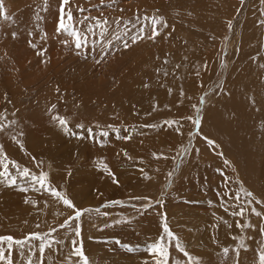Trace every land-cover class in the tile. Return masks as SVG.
<instances>
[{
    "label": "rangeland",
    "instance_id": "obj_1",
    "mask_svg": "<svg viewBox=\"0 0 264 264\" xmlns=\"http://www.w3.org/2000/svg\"><path fill=\"white\" fill-rule=\"evenodd\" d=\"M0 3L9 17H0V151L16 179H0V236L50 233L52 241L42 255L40 240L11 252L0 244L11 264H79L74 241L89 264H155L148 246L158 240L167 264H257L264 0H69L64 24L87 38L79 50L57 32L61 0ZM152 17L167 26L148 39ZM141 27L144 38L132 43ZM11 161L45 172L77 209L93 211L60 228L73 210Z\"/></svg>",
    "mask_w": 264,
    "mask_h": 264
},
{
    "label": "snow or ice",
    "instance_id": "obj_2",
    "mask_svg": "<svg viewBox=\"0 0 264 264\" xmlns=\"http://www.w3.org/2000/svg\"><path fill=\"white\" fill-rule=\"evenodd\" d=\"M69 2V0H61L60 3V22L58 24V28H57V32H65L68 33L69 35H71L73 37V43L74 46L77 50L81 49L82 47H85L87 45V38L86 35L82 36L80 34L79 31H77L74 27L73 28H69L64 24V20L65 18H67L68 20L72 19L71 16V11L70 9L67 10L65 9V5ZM104 0H101V3L103 4ZM114 2V0H113ZM81 12L84 11V9H80ZM0 17H4L5 19H8L9 17H7L5 15L4 9H3V5L2 3H0ZM85 20H94L95 21V27L96 28H106L108 21L107 20H100L99 18L96 17H85ZM148 19V18H146ZM150 23L152 25V34L150 36H148V39H154L155 36H157L159 34V28L158 25L163 24L165 27L167 26L166 23L158 17H152L150 18ZM229 27H231V25H229ZM89 31H92V29L90 28ZM145 29L144 27H141L139 32L136 35H133L131 37V42L132 43H136L139 39H143V33H144ZM15 33H13V38H15ZM128 44L127 42H125V47H127ZM44 50H41V53L38 54H42ZM100 61H97V63H99ZM167 74V73H165ZM147 86V85H145ZM201 103H203V97H201ZM55 107V106H53ZM54 120H57L59 125L65 129V131L67 132V121L60 117V116H53L52 117ZM166 123L169 126H174L177 122L176 121H166ZM198 123V121H197ZM7 127V125L4 124H0V131H3L4 128ZM77 127L79 128H83V125H78ZM87 132L89 134V137L91 138H95V134L92 132L91 129H87ZM22 135V133H21ZM78 137L80 134H76ZM102 136H107L108 133L107 132H102L101 133ZM130 137H125V139H128ZM16 137H13V140H15ZM208 143L213 144L214 142L209 140ZM154 158H162V154H153ZM6 160V154H4L2 151H0V179H7L9 181V186H13L16 184V179L13 178L12 173L8 170V163H5ZM11 163V165L13 167H15L17 169V171L20 172V175L22 177H30L31 181L33 184H38L40 189L42 191H46L48 192L54 199L60 200L63 202V204L69 208L72 209L74 212L73 216H70L67 220L64 221L63 224L59 225L60 228H65L67 226H69V224L72 221L78 220L82 213L84 212H91L93 211L92 209H77L75 207V205L73 204V202L67 198L63 193H61L60 191H58L56 188L52 187L49 183H47V174L43 171H41V173L38 176H33L31 175V173L29 172L28 169H19V166L14 162L11 161L9 162ZM141 171H143L141 169ZM172 173H169V178L171 177ZM145 179H147V175L145 174ZM116 182V181H114ZM247 196H251L252 194L246 193ZM134 199H141L140 197H136ZM143 199H147V198H143ZM113 203H119V202H113ZM250 203V202H249ZM257 203H261L260 201H257ZM107 206V205H105ZM149 205H144L145 208H147ZM94 211H96L97 213H99V209H95ZM245 209L241 208V210L239 212H235L233 213L234 215H243ZM253 212H255L256 215H261V213L256 212L255 209H252ZM106 215V213H105ZM120 221H117V223H119ZM243 227H248L247 224H244ZM52 232L56 231V229H52ZM163 232L166 235V237L169 240H174L176 239L174 236V233L169 229V227L167 226L166 223V219L165 222L163 224ZM50 235V233L48 234H39V233H29L27 235V237H25V239L23 240H17L15 237L11 236V235H6V236H0V244H6L9 252H11L13 245H17L20 246L21 248L24 247V245L26 243H29L31 241H36V240H40L41 243L39 244V252L41 253V255L45 252L46 247H51L52 245V241L48 240V236ZM76 235H79V225L76 226ZM242 247H244L242 245ZM177 248H179V244H177ZM149 251L156 257L155 259V264H167L166 261V257L168 255L167 252V248L163 245V243L158 240L156 242H153L152 244H150L148 246ZM31 247L29 248V253H31ZM224 252V254L227 256V254L229 253V249L228 248H224L222 250ZM72 256L78 257L79 258V264H89V260L88 258L85 256L84 252L82 251L81 247H77L75 246V241L73 242V249L71 252ZM185 255H188L187 253H185ZM0 261L5 262V264H11V258L10 256H7L3 251H0ZM28 264H32L31 259H29ZM257 264H264V250H261L258 254H257Z\"/></svg>",
    "mask_w": 264,
    "mask_h": 264
},
{
    "label": "bare ground",
    "instance_id": "obj_3",
    "mask_svg": "<svg viewBox=\"0 0 264 264\" xmlns=\"http://www.w3.org/2000/svg\"><path fill=\"white\" fill-rule=\"evenodd\" d=\"M262 81H263V79H262ZM260 85V84H259ZM250 87V86H249Z\"/></svg>",
    "mask_w": 264,
    "mask_h": 264
}]
</instances>
